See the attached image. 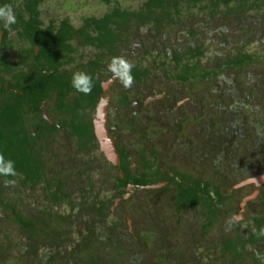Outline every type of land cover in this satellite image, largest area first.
Here are the masks:
<instances>
[{
	"label": "trees",
	"instance_id": "1",
	"mask_svg": "<svg viewBox=\"0 0 264 264\" xmlns=\"http://www.w3.org/2000/svg\"><path fill=\"white\" fill-rule=\"evenodd\" d=\"M48 2L50 0H0V6L13 7L17 18L11 30L5 29L0 21V80L5 83L9 79L6 82L9 89L0 87V153L6 160L14 161L18 173L16 177L0 176V215H6L2 220L11 222L21 235L19 242L15 239L9 245L7 241L0 243V264H125L130 248L128 241L137 247L129 263L139 264L142 256L147 255L148 242L141 239L143 231L137 225L132 224L129 231L125 217L122 214L118 217L120 206L138 203L135 199L138 193L157 195V206L171 211L170 219L175 224L174 229L162 232L160 246L156 247L158 252L151 256L156 264H264V236L259 235V230L264 228V214L254 216L252 225L250 219L235 225L231 216L237 211L241 192L233 187L242 178L238 181L235 178L237 183H231L224 167L225 163L232 164L236 147L243 144L240 134L244 132V141L248 142L247 126L254 122L249 113L238 116L233 136L225 138L226 133H223L217 149L210 146L211 160L205 159L206 153L198 159L193 158L192 152L188 154L186 164L201 165L193 172L179 170L180 159L175 160L176 163L160 160L161 152L154 144L152 160H137L133 171L130 170V152L126 149L119 152L118 169L98 160L97 163L122 174V177L118 173L111 174L114 186L109 189V197L93 196L90 181L91 164L96 161L90 159V155L98 152L92 122L102 94L100 82L112 76L107 70L111 59L123 56L132 39L139 38L143 32L163 38L176 35V44L159 39L158 45L152 48L140 40L142 58L137 62L133 60L132 74L135 83L148 86L161 83L160 93L176 102L187 103L185 108H180L185 116L180 134H185V123L190 118L198 121L199 112L196 114L192 108L199 105L203 114L204 103L209 99H215L211 107L214 115H207L213 125L215 117L220 116L227 122L233 115L228 100L239 111L250 110L255 103L264 101V56L251 52L244 41L231 47L229 39L222 36L225 53L208 62L207 41L199 37L200 28L193 23L195 18H202L207 24L220 18L222 22L232 21L242 28L249 19L264 21V0H143L136 8L123 7L118 0H89L81 13L89 10L75 21L68 16L52 18L46 9ZM95 3L106 10H96L98 7L91 6ZM261 31L264 34V30ZM179 34L187 36L185 45L177 44ZM73 62L77 65L69 74L63 67ZM145 62L149 64L143 65ZM258 69L262 71L260 75L255 74ZM77 71L93 77L90 95L78 93L71 86L72 75ZM69 92L77 93L74 96L78 102L65 109L72 117L70 124L74 129L68 134L70 144L56 134H34L27 130L24 119L37 113L45 98L54 93L61 106ZM119 104L130 106L126 94ZM142 151L149 150L141 149L138 156ZM221 153L227 160L222 166L219 165ZM5 179H15L17 186L5 187ZM161 183L165 185L140 190ZM127 185L135 187L133 193L111 212L114 201L129 194ZM22 189L39 192L44 200L31 211L22 198L14 199L17 196L13 192L21 193ZM75 189L79 196L72 195ZM66 205L71 213L63 210ZM79 210L90 211L99 223L84 224L79 228L78 238H74L73 225L77 224L74 220L78 217L73 212ZM143 210L141 208L140 212ZM129 215L133 216L132 212ZM227 226L233 231L227 232ZM243 227L248 229V239L241 231ZM105 229L108 231L104 234ZM147 234L154 235L152 229ZM20 247L23 256L10 260L12 250ZM42 250L46 254L40 257L38 251Z\"/></svg>",
	"mask_w": 264,
	"mask_h": 264
},
{
	"label": "rangeland",
	"instance_id": "2",
	"mask_svg": "<svg viewBox=\"0 0 264 264\" xmlns=\"http://www.w3.org/2000/svg\"><path fill=\"white\" fill-rule=\"evenodd\" d=\"M121 6L123 7H130V8H136L138 7L143 0H118ZM46 9L47 11L50 12L52 15V18L57 17V18H65V17H70L71 20L75 21L77 17L80 14L87 13L89 9H84L82 10L81 13V8L86 7L89 5V0H50V2L46 3ZM75 6V7H74ZM91 6H96L98 7L96 10L102 11L106 10L105 7L101 5L92 4ZM75 8V9H74ZM95 9V7H94ZM94 9L90 10L89 12L93 11ZM78 10V11H75ZM78 12V13H77ZM96 15V14H95ZM202 19V18H201ZM199 18H195L193 23L196 28H200L198 33H200V36L205 37L206 46L209 48L208 51H206V60L208 62H212L215 58L216 55H220L225 53V46L226 44H223V37H227L230 41L229 46L233 47L238 46V43H242L243 41L245 43L249 44V50L251 52H256L258 54H261L264 56V34H262L261 30H264V21L258 22L256 19H249L244 21V24L242 25V28L239 27V25L235 22L229 21V22H222L223 19L217 18L215 20V23L212 24H207L205 21H202ZM219 23V24H216ZM221 34V35H220ZM177 37V44L179 45H185L187 41V36L186 35H181ZM176 35H172L169 38H163L162 36H148L145 32L139 37V38H133L132 42L129 46V48L125 49L123 51V56L126 57L131 63H134L136 60L139 61L141 60V43L140 40H143V44H145L148 48H152L155 44L158 45V40L162 39L166 43H175L176 41ZM223 36V37H222ZM176 44V43H175ZM225 47V48H224ZM85 52V51H84ZM86 54H89L88 52H85ZM132 54V56L130 55ZM134 56V57H133ZM216 62V61H215ZM214 62V63H215ZM148 65L149 63H143V65ZM158 71V70H157ZM260 72H262L260 69L255 71V74L260 75ZM160 73V71H158ZM250 81H253L251 78ZM156 82V81H155ZM158 83V82H156ZM198 89L200 87H197ZM202 89L205 90V87H201ZM214 100L209 99L207 101V104L204 103L205 109L203 111V114L200 113L199 105L196 107L194 106L192 108V111L195 112L198 118V121L195 122L193 118H190L188 122L185 123V129L183 133L185 134H180V132H174L173 134H166L168 137L163 140V137L161 135L160 140H156V143H159L161 141V145L159 148V151L161 153L166 154V160L170 162H175V160H181L177 162V165L179 166V170H186L188 173L193 172L195 169L201 167L199 164H191L188 165L186 164V159L188 154L193 153V158L198 159L200 158L202 153H206L207 156H205L206 160H211L209 158V152L211 151L210 146H214L215 149H217V146L220 144L219 139L220 136L223 135V133H226V137L229 135L233 136V133L235 132L236 128L234 124L238 123V116L243 115V113L249 115H252L254 118V122H252L251 125L247 126V130L249 132L248 139L246 141V137H244L243 133L238 135L240 136V142L243 141V144H239L238 142V147L236 152H235V157L232 161V164H227L225 163L227 160L225 159V155L221 153L219 157V165L222 166L225 163V168H226V174H229V180L231 183H237L236 179L240 180V178H248V177H253L256 176L257 174L264 173V101L261 103H255V107L251 108L250 110L248 109H242L241 111L237 110L239 108L233 106L231 100H228L227 103L229 104L230 108L234 111L233 115L227 120L224 121L223 118L220 116L215 117L214 120L216 122L215 125L211 124L209 119H207V115L213 116L212 114V108L214 105ZM253 103V102H252ZM187 106L186 102L180 101L178 103L177 111H179L176 119H180L184 114H182L181 107L185 108ZM233 107V108H232ZM181 111V112H180ZM203 115V116H202ZM260 115V117H258ZM202 116V118H200ZM207 119V120H206ZM222 120V121H221ZM170 119L165 118L164 120L162 118H159V120H153L152 122L149 121L148 123H143L142 125L146 127H153V126H158L161 125L163 128H166V130L169 129L167 132H171L168 127V122ZM222 122V124H219V122ZM226 123V125L224 124ZM241 126V125H239ZM147 129V128H146ZM239 130H242L241 127H239ZM231 131V132H230ZM162 132H164L162 130ZM242 132V131H241ZM124 137L132 144L134 147L135 145L133 144L134 141L137 140L138 134L132 131H126ZM218 143V144H217ZM136 144V142H135ZM205 146V147H204ZM155 147L156 144H155ZM195 148V149H194ZM193 150V151H192ZM184 160V162H183ZM197 162V161H196ZM176 163V162H175ZM95 169L91 172V184H92V195L98 197H109L111 195L110 193V185L112 184V179L110 177V172L107 170L103 171L98 165H95ZM205 168L207 169L206 165H204ZM196 167V168H195ZM211 174V173H210ZM210 176V175H209ZM236 178V179H235ZM89 189V187L87 188ZM16 196L18 195V192H15ZM74 196H79L78 191L75 189ZM74 198V196H72ZM91 197V195H90ZM82 197H78V199H81ZM89 199V198H86ZM135 199L138 201V203H130V204H124L121 207L120 214L125 217V223L129 227V231L132 229V224H135L138 226V228L143 231L142 238L144 241L148 242V246L146 247L147 255L142 256V261L139 264H156L155 259L152 258V254H156L157 248L159 247L158 241L162 239V232L165 233L167 229H174L175 224L174 221L171 218V211H166L161 209L160 207L157 206V195H145L143 193H138L135 196ZM43 197H41V193H36L32 194L29 193L27 194V198L25 203L29 204L30 210L34 209L37 204H41L43 201ZM156 201V203H155ZM91 202V201H90ZM256 206L258 203H255ZM253 205H251L252 207ZM131 208H134V210H131ZM143 208L144 210L140 212V209ZM63 210L65 212L71 213L68 205L64 206ZM139 211L140 213H138ZM129 212H132L133 216L129 215ZM35 213V211H34ZM33 213V214H34ZM77 214V215H74ZM73 215L76 218L74 221L78 224L74 223V232H73V237L78 238V235L80 232L79 228H83L84 224H91L92 222L99 223L97 220H95L92 216V213L88 210H79V211H74ZM129 216L133 217L135 219L132 220ZM2 218V217H1ZM137 222V223H135ZM193 223V221H192ZM187 224V221L184 222V226ZM111 225V224H110ZM109 225V226H110ZM183 226V227H184ZM0 227L2 231L0 232V243H3L7 241L6 245H9V242H15L20 241L21 235L17 233V231L14 228V225H11L9 221L2 220ZM154 228V229H153ZM100 229V228H99ZM103 229V228H101ZM152 229L154 235L147 236V231L150 232ZM106 230H102L103 233H106ZM108 231V230H107ZM184 232V230H181ZM185 231H187L185 229ZM197 231V230H195ZM193 233H189L188 235H191ZM7 237V238H6ZM12 237V240L10 239ZM9 238V239H8ZM158 243V244H157ZM128 246L129 248V255L125 259L126 263L125 264H130V260L132 259L131 256L134 251L135 243L128 241ZM157 244V245H156ZM137 250V249H136ZM12 254L10 255L9 259L12 260L14 258H20L23 256V248L20 247L19 249H14L12 250ZM40 257L43 256L44 251L42 250L41 252L38 251ZM10 253V252H9ZM151 253V254H150ZM40 260V259H39ZM38 263V260H36ZM11 264V262H10Z\"/></svg>",
	"mask_w": 264,
	"mask_h": 264
},
{
	"label": "flooded vegetation",
	"instance_id": "3",
	"mask_svg": "<svg viewBox=\"0 0 264 264\" xmlns=\"http://www.w3.org/2000/svg\"><path fill=\"white\" fill-rule=\"evenodd\" d=\"M13 35L15 36L16 33L13 32ZM37 52H38V49L35 48V53L37 54ZM12 56L13 55H10V57ZM15 63L16 61H13V64ZM75 63L76 62L71 63V66H69L70 68L67 66H64L63 67L64 70H67L70 74V69H72L74 66L77 65V64L75 65ZM102 70H104L103 65H102ZM3 82L4 81L0 80V87L4 86L5 89H9V85L6 82L5 83ZM160 85L161 83L160 84L155 83L154 86L134 83L130 89H125L118 80L112 79V76L100 82L102 94L100 95L98 99L97 106L101 99L107 100L106 129L108 131L109 138L113 141L114 147L118 155H119L120 150L122 149L124 150L126 149L127 151L130 152L128 153V155H129V158L131 159L130 160V170L131 171H133L138 165L137 160L141 161L143 159L147 162L148 160H152L151 156L154 153V150L152 149L151 151V147L152 145L156 144L159 150L160 148L159 145H161V141L159 143H156L155 141L160 140L161 135L164 140L165 138L168 137L166 134L169 135V134H173L174 132H179L180 130H182L183 119L185 116H182L179 120L175 118L177 117L179 113V111H177V107H178V103L180 102V100L176 102V100H174L173 98L169 99L165 94L160 93L158 90V87H160ZM11 90L17 93L16 90H13V89ZM124 94L127 95V97L129 98V101L131 102L129 107H124V106H121V104H119V101L122 99ZM74 95L77 96V93L69 92L67 94V100L64 101L65 104L60 106V104L57 101L56 95L54 93L50 94V96H48L47 98H45V100L41 102L37 113H31L29 114V116H27V118L24 119V124L27 130L30 129L31 133H34V134L39 133V132L48 133V134H56V135H59V139L63 138L65 139L67 144H70L68 134L72 133L74 129L72 128L70 124L72 117L70 114L65 113L66 112L65 109L66 110L70 109L72 105H75L78 103ZM4 100H7V99L4 98ZM95 113H96V110H95ZM159 118H162L163 120L165 118L170 119V121L168 122V127L170 129H172L173 127V129L170 130L171 132H167L169 131V129L166 130V128H163V126L159 124L158 126L146 127L147 129L145 128L144 125H142L143 123H148L149 121L152 122L153 120L155 121L159 120ZM162 130L164 132H162ZM126 131H132L138 134L137 140L133 142V144L135 145L134 147L132 146L130 140L128 141L124 137V135L126 134L124 132ZM63 149H66V147H64ZM97 149H98V146H97ZM141 149L149 150V151L148 152L142 151L140 155L138 156ZM134 154L136 156H134ZM134 157H136L137 159L136 158L133 159ZM91 158L96 160L94 165L91 164L93 170L96 167L95 165H98L101 168V170L103 171L107 170L110 173L112 172L111 173L112 176L114 174L116 175L117 173L119 174V176H121L120 171L117 172L116 170H113V169L111 171V168L109 167V166H112L118 169L120 165L116 167L108 163L106 159L104 158V156L99 152V150L98 152L95 151V153L93 154L91 153L90 159ZM159 159L166 160V154L164 152L161 153ZM98 160L102 162L105 161L109 166L107 165L105 166L101 162L97 163ZM119 164H121L120 155H119ZM111 174H110V177H111ZM260 174H264V173H260ZM260 174H257L256 176ZM249 178H252V177L242 179L241 181L249 179ZM241 181H239L238 183H240ZM113 186H114V183L112 181V184L110 185V190ZM128 186H132V189L128 190ZM146 187H151V186H146ZM134 188L135 187L133 185H127L126 190L129 192V194H126V195H128V197L126 198L125 197L126 195H125L122 198H117L114 201V205L111 209V212H114L115 208L119 206L122 200L128 199L130 197V195L133 193ZM141 188H145V187H141ZM141 188L140 190H151V189H141ZM233 188L235 189V185ZM236 191L241 192L240 194L241 197H240V201L238 202L237 211L232 214L231 219L234 221L235 225L238 223L245 222L246 219H250L251 221H249V224L252 225L254 223L253 222L254 216H257L259 214H264V184L259 187H256L254 184H249V185L237 188ZM254 192H257L256 196L253 199L249 200L244 206L243 210H241L240 204L242 200L252 195ZM13 193L16 194L15 192ZM29 193H31V195L35 194V192H32L29 189L27 190L22 189L21 193H17L18 194L17 198H14V199L22 198L23 202L25 203L27 194ZM116 201L118 202L117 204H116ZM255 203H258V205L256 206ZM251 205L253 206L251 207ZM16 206H18V208H21V206H19L18 204ZM5 217L6 215H0V222ZM226 228L228 229L227 232L233 231V228L231 227L227 226ZM241 231H243L246 234V238H247L248 229L243 227Z\"/></svg>",
	"mask_w": 264,
	"mask_h": 264
},
{
	"label": "clouds",
	"instance_id": "4",
	"mask_svg": "<svg viewBox=\"0 0 264 264\" xmlns=\"http://www.w3.org/2000/svg\"><path fill=\"white\" fill-rule=\"evenodd\" d=\"M0 21H3V26L7 30H11L12 26L17 23L15 11L11 5L0 6ZM133 68L134 65L124 56L113 57L107 66V70L112 73V79L118 80L125 89H130L135 83ZM71 86L78 93L90 95L94 87L93 77L84 71H77L72 75ZM17 175L14 161L6 160L5 156L0 153V176L16 177ZM16 183L15 179L4 180L5 187H14ZM259 235L264 236V228L259 230Z\"/></svg>",
	"mask_w": 264,
	"mask_h": 264
},
{
	"label": "water",
	"instance_id": "5",
	"mask_svg": "<svg viewBox=\"0 0 264 264\" xmlns=\"http://www.w3.org/2000/svg\"><path fill=\"white\" fill-rule=\"evenodd\" d=\"M106 101V103H104ZM107 100L101 99L98 106L96 107L95 118L93 120V133L97 142L99 152L104 156L106 161L113 166L118 167L119 164V155L116 152L113 141L109 138L108 131L106 129L107 121ZM122 177V174H120ZM254 184L256 187H259L264 184V174L246 179L235 185V189ZM165 183L153 185L151 187H145L141 189H155L164 186ZM132 189V186H128V190ZM257 192H254L252 195L244 198L240 204L241 210H243L246 203L253 199L256 196ZM126 198L128 195L125 196ZM118 202L116 201V204Z\"/></svg>",
	"mask_w": 264,
	"mask_h": 264
}]
</instances>
